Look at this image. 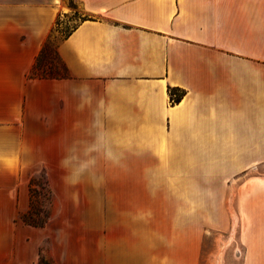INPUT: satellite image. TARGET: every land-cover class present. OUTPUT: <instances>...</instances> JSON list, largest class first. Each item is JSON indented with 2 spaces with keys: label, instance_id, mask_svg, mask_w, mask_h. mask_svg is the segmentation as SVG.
Here are the masks:
<instances>
[{
  "label": "crops",
  "instance_id": "crops-1",
  "mask_svg": "<svg viewBox=\"0 0 264 264\" xmlns=\"http://www.w3.org/2000/svg\"><path fill=\"white\" fill-rule=\"evenodd\" d=\"M72 4L66 76L30 78ZM210 233L264 264V0H0V264H199Z\"/></svg>",
  "mask_w": 264,
  "mask_h": 264
},
{
  "label": "rangeland",
  "instance_id": "rangeland-1",
  "mask_svg": "<svg viewBox=\"0 0 264 264\" xmlns=\"http://www.w3.org/2000/svg\"><path fill=\"white\" fill-rule=\"evenodd\" d=\"M46 1V0H41ZM76 11L69 12L66 16H59L60 24L56 27V30L51 34V42L54 46H58L59 42L65 37V35L74 27L77 23L80 22V18H75L73 15L77 13L79 17L88 18L87 15L79 11L77 5H74ZM56 25V23H55ZM55 27V26H54ZM43 58V57H42ZM42 58L39 57V60L42 61ZM58 67H60L58 65ZM62 73V70H58ZM43 73H51L49 70H45ZM53 73V72H52ZM36 182L39 188V196L43 206L41 207V213L39 214L40 219H51L53 215L58 210L57 205L55 204V199L52 206H48L44 200V190L41 189L45 187V182L47 176L43 173L37 174ZM48 179V178H47ZM93 176H86L87 182L92 181ZM226 238L223 235L217 233H210L203 240V247L201 253V259L199 264H243V255L237 248L229 247L228 241L223 242Z\"/></svg>",
  "mask_w": 264,
  "mask_h": 264
},
{
  "label": "trees",
  "instance_id": "trees-1",
  "mask_svg": "<svg viewBox=\"0 0 264 264\" xmlns=\"http://www.w3.org/2000/svg\"><path fill=\"white\" fill-rule=\"evenodd\" d=\"M72 6L74 7V4H72ZM73 16L75 18H80V22L87 20L86 18L79 17L77 13H74ZM59 18L56 21V25L53 29V32L56 30V27L59 26L60 24ZM77 24L74 27H72V29L65 35V37L62 40L66 39L72 33V31L75 30ZM39 57L41 58L43 57L42 61L39 60ZM39 57L37 58L31 70V73L29 75L30 78L61 79L66 76L67 68L58 55L57 46H54V44H52L51 36L48 38L47 42L45 43ZM58 65L60 67H58ZM59 69L60 71L62 70V73L58 71ZM45 70H49L51 73L49 74L43 73ZM169 94L172 103L180 102L183 97V93H180L179 90L176 88H169ZM39 188L40 186H38L36 182V176H34L30 182V198H31L30 209L26 214L22 216V220L25 224L29 226L42 228L48 223L49 219L39 218V214L41 213L42 210L41 207L43 206V203L41 202L40 198H38ZM41 189L44 190V197H45L44 200L46 204L48 206H52L54 201V195L49 186V181L47 178L45 182V187ZM40 264H50V263L41 260Z\"/></svg>",
  "mask_w": 264,
  "mask_h": 264
}]
</instances>
